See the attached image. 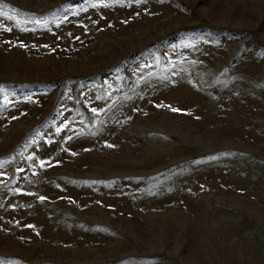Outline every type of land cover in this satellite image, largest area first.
I'll use <instances>...</instances> for the list:
<instances>
[{
	"label": "rangeland",
	"instance_id": "rangeland-1",
	"mask_svg": "<svg viewBox=\"0 0 264 264\" xmlns=\"http://www.w3.org/2000/svg\"><path fill=\"white\" fill-rule=\"evenodd\" d=\"M0 264H264V0H0Z\"/></svg>",
	"mask_w": 264,
	"mask_h": 264
},
{
	"label": "snow or ice",
	"instance_id": "snow-or-ice-1",
	"mask_svg": "<svg viewBox=\"0 0 264 264\" xmlns=\"http://www.w3.org/2000/svg\"><path fill=\"white\" fill-rule=\"evenodd\" d=\"M174 111H178L177 109H173ZM42 165H43V162H42ZM43 199V198H42Z\"/></svg>",
	"mask_w": 264,
	"mask_h": 264
}]
</instances>
